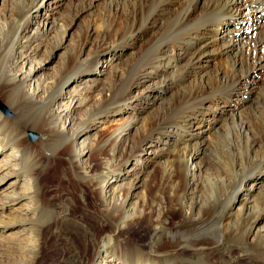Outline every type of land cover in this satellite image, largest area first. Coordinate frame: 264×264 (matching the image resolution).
Masks as SVG:
<instances>
[{
    "label": "bare ground",
    "instance_id": "6f19581e",
    "mask_svg": "<svg viewBox=\"0 0 264 264\" xmlns=\"http://www.w3.org/2000/svg\"><path fill=\"white\" fill-rule=\"evenodd\" d=\"M27 1L2 0L0 8V97L12 112L0 111V264L65 259L60 234L50 239L61 216L38 186V156L53 140L47 162L67 153L68 171L108 224L83 264H217L223 240L264 264V0H68L72 13L56 19L50 5L59 0H30L17 18ZM75 21L82 28L69 32ZM148 45L153 60L125 71ZM119 54L132 55L121 68ZM210 63L216 66L207 70ZM90 73L110 74L98 86ZM191 96L190 110L169 117ZM24 111L40 118L35 130L44 137L27 142V129L14 126ZM103 129L115 145L113 161L92 172L88 161L99 149L91 134ZM211 147L229 158L233 173L247 155L255 164L239 169L227 197V172L205 157ZM40 192L35 228L30 201ZM142 221L154 227L148 242L127 231Z\"/></svg>",
    "mask_w": 264,
    "mask_h": 264
},
{
    "label": "rangeland",
    "instance_id": "374dc122",
    "mask_svg": "<svg viewBox=\"0 0 264 264\" xmlns=\"http://www.w3.org/2000/svg\"><path fill=\"white\" fill-rule=\"evenodd\" d=\"M81 1L84 2L85 0H81ZM1 2L2 0H0V8H1ZM30 2L31 1L28 0L27 3L24 4L25 7H23L21 12H18L17 18L23 17L24 11L25 9H27L26 7L30 4ZM62 2H65V3H62ZM67 2L66 0H59L55 2L53 5H50L51 16L55 17L56 19L61 15L71 14L72 11L69 9H66L65 7V4L69 5V2L68 3ZM76 4H79V0L70 1L71 6L76 5ZM41 9L44 11H47L49 8H48V5L47 6L43 5ZM84 14L86 15V18L88 19L89 14L87 12H84ZM76 21L74 22L75 26H73L71 30L69 29V32H74L77 27H79L80 29L82 28L81 23L76 22ZM52 22L53 21L50 18L48 25L50 26ZM252 22L253 21H251V23ZM261 23L262 21H258V24H261ZM225 25L227 26V28H231L232 26L231 23H225ZM217 28H218V25L216 24L215 29ZM255 28L256 26L254 25L246 33L250 34L251 37L252 35L254 36V31L258 30V29L255 30ZM218 30L220 32L224 31L222 27L219 28ZM170 36H171L170 34H167V36L165 34L164 36L160 38V41L169 39ZM66 38H70L69 35L68 37L66 36ZM63 43L65 44L64 41ZM148 43L151 44L154 49L156 48L153 42H148ZM150 46L148 45L144 47L142 55H135L134 60L128 63L127 66L125 67V71L129 73H134L141 66L148 65L149 62L152 61L153 58L155 57V55L151 54L152 47ZM62 51L63 49L60 50L59 53H61ZM57 55H61V54H57ZM130 56L132 55H120L119 54V57L121 58V60L119 58L114 63L120 61V63H118V66L119 68H121L123 65L122 60H124L125 58L129 59ZM54 61H56V58L53 60V63ZM53 65L56 66L57 62H55ZM215 66H216L215 63H210L207 70H212ZM71 68L72 66L64 67L61 77L67 74ZM53 72H54V67H50L47 70V73H49L50 75ZM90 74L92 75L91 78L97 79L99 77L98 80H96V83L98 84V86H100L102 85V82L106 80V77L110 73H105L101 76H95L94 73H90ZM179 74L180 73H176V74L174 73L173 76L178 77ZM172 86L173 88H175L177 86V82H173ZM195 101L196 99L193 96L181 99V101L174 106L172 110L173 112L170 113L169 117L174 118L181 111L183 112L184 110L185 111L188 110V108L191 105L196 104ZM224 109H227V108H224ZM0 111L5 115H11L12 113L11 110L7 108V105L3 102L2 96L0 97ZM22 114H25V115H21L19 116V118L17 117V119L15 120L16 123L14 122L15 123L14 126L16 128H21V129L26 128L27 129L25 133V139L27 140V142H34L35 139L39 137V135L41 137H44L42 133H39L35 130L37 129V125L40 123V118L38 119L37 116L28 114V112L25 113V111L22 112ZM127 115L131 117V114H127ZM76 124H77V119L75 120V125ZM217 125H218V122L216 121L215 123L212 124V128L216 127ZM109 132L110 130L103 129L100 133H97V135H95L94 133L91 134L92 136H96L97 138L96 141H98L97 148L99 149L98 152L93 154L94 156H91L88 161V165L90 166V170L92 172H98L99 170H101L102 167H104L106 163L113 161L111 159V151L115 145H111V143L107 142L109 135H110ZM53 141H50L47 147L51 149L55 148L56 143L55 141L54 142ZM93 143L95 144V140L93 141ZM141 148L142 147L137 149L135 151V154H137L141 150ZM51 149L50 150L46 149L47 152H44L43 154H40L38 156L39 162L41 164V166L39 167L43 168V171L41 172L39 176L40 185L38 184V186H40V191H41V186H42V193L45 196L46 201L50 202L52 208H54L55 211L61 216L60 223L57 224L56 226L54 225L55 227H53L50 230V239L52 240L59 233L60 234L59 239L65 241L66 254H65V259L63 260L64 262L60 259L62 262L61 264H79V263L83 264L84 259L80 257L84 256L88 248L93 250L92 248L94 247L97 241V235L103 233L105 228L108 227V224L104 219L101 218L100 214L98 213L95 207V204H94V198L92 194L88 191L86 187H84V185L82 184L78 185V183L76 184V181H77L76 179H79V177L76 175L75 177L74 174H70V172L68 171L67 153H66V156L61 155L60 158L58 159L55 158L49 163L47 162L48 155L51 153ZM206 151L207 152H206L205 157H207V155L210 156L209 158L212 160V162L216 161L215 165L218 168H220L223 172L224 171L227 172V174H224V175L227 176L226 178L228 180V186H227L226 191L224 192L225 196L223 195V197H227L231 189L233 190L235 188L237 182L239 181V175H240L239 169L244 170L249 167L251 168L255 165V164L251 165V163L253 162L251 161L252 158L249 155H247L248 156L247 158L250 160L247 159L244 163H241V165L234 166L233 170L235 168L236 170H234V173H233V171H231L232 169L228 161L229 158H227L224 153H222L216 147L207 148ZM49 156H52V154H50ZM28 163H29V160L27 159V162L25 164L27 165ZM245 163L246 164L248 163V164L246 165ZM41 168H40V171H41ZM147 171H148V168H145L144 174ZM4 182L6 181L4 180L1 184L4 185ZM38 186L35 188V190L37 191L39 190ZM263 195H264V190H263ZM39 196L40 197L37 202L35 200L30 201V203L33 204V208L35 210V214L31 219V225L34 226L35 228L37 226L41 227V192L39 193ZM37 198L38 197H36L35 195L36 200ZM153 230H154V227L151 223L142 221L140 223L132 224L127 231H128L129 237L131 239L133 238L132 240L148 242L151 238ZM228 247L230 248L231 256H229L226 253V249ZM214 256H215L214 259L216 260L217 264H229V263L230 264H261L260 259H257V257H254V255L249 250H246L244 246L235 244L233 242L232 243L225 242V240H223V243H221V245L217 246L216 250L214 251Z\"/></svg>",
    "mask_w": 264,
    "mask_h": 264
}]
</instances>
